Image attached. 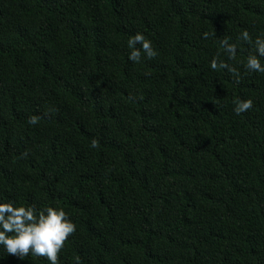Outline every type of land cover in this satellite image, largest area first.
Listing matches in <instances>:
<instances>
[{"label": "trees", "instance_id": "16d2710c", "mask_svg": "<svg viewBox=\"0 0 264 264\" xmlns=\"http://www.w3.org/2000/svg\"><path fill=\"white\" fill-rule=\"evenodd\" d=\"M257 36L264 0H0V201L65 210L58 264H264Z\"/></svg>", "mask_w": 264, "mask_h": 264}, {"label": "clouds", "instance_id": "9594fccd", "mask_svg": "<svg viewBox=\"0 0 264 264\" xmlns=\"http://www.w3.org/2000/svg\"><path fill=\"white\" fill-rule=\"evenodd\" d=\"M207 36V34H205ZM239 39L248 42L250 40L247 30H242ZM139 45V47H136ZM221 47L232 59L235 55V46L227 42V38L220 41ZM255 54L249 55L243 61L244 67L249 72L264 73V65L260 58H264V38L257 36L254 41ZM129 49L128 60L139 63L141 52L146 58L156 55L151 41L142 33L137 32L127 40ZM209 67L212 70L225 69L228 65L223 61L219 63L213 58ZM229 71L232 69L228 68ZM235 115L252 108V100H236L233 102ZM27 123L35 125L37 118L29 117ZM95 141L92 147H95ZM75 231V225L68 218L67 213L59 206H45L37 210L34 205H14L13 202L0 201V249L4 253L13 255L19 259L26 256L43 257L48 264H58L57 253L64 246L65 240Z\"/></svg>", "mask_w": 264, "mask_h": 264}]
</instances>
